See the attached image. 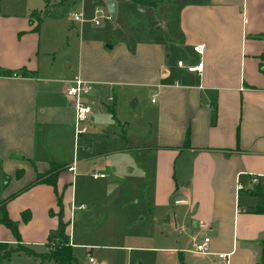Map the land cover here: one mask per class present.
Listing matches in <instances>:
<instances>
[{
  "label": "crops",
  "instance_id": "obj_1",
  "mask_svg": "<svg viewBox=\"0 0 264 264\" xmlns=\"http://www.w3.org/2000/svg\"><path fill=\"white\" fill-rule=\"evenodd\" d=\"M54 1V11L44 13L47 1L42 0L18 13L3 10L0 0V203H6L21 235L16 238L0 222V242L48 250L58 225L61 194L74 250L103 246L100 239L106 231L92 240L88 225L109 221L116 205L122 204L116 199L120 191L131 203L140 202L137 195L143 194L142 203L156 228L153 233L164 242L150 240L143 246L158 250L162 264H261L264 211L256 210L257 196L248 180L250 173L264 174V0H176V7L170 5L172 0H115L114 21L120 19L118 26L125 27L118 34L85 28L96 6L88 17L84 0ZM158 3L161 17L155 25L154 20L145 23L138 30L141 35L133 36L126 28L130 16L146 21L159 14ZM67 4L71 9L60 18V8ZM73 9L81 10L84 19L74 20ZM34 10L42 17L39 24ZM59 23L65 25L67 36L78 23V32L65 47L69 64L59 67L52 61L44 71L42 33L49 34V27ZM199 42L205 43L202 56L193 49ZM200 56V72L177 63H197ZM57 69L64 77H52ZM76 74L94 82L88 96L93 105L88 128L80 135L85 141L80 158L70 160L67 152L54 150L51 127L55 122L77 142L74 104L64 81ZM147 94L152 102L147 112L136 110L131 119L122 116V105H130L132 99L135 104ZM115 122L124 144L102 147L101 139L116 131ZM90 128L101 147L93 154L99 159L91 170L107 175L91 176L103 180L101 185L85 188L78 196L74 174L79 163L94 157L92 138L84 136ZM115 153L139 179L127 192L116 188ZM54 163L65 164L57 186L36 181ZM237 174L245 185L238 191ZM74 204L85 207L73 210ZM204 234L210 236V252H192V238ZM35 253L13 250L0 264H40ZM90 256L88 261L98 264Z\"/></svg>",
  "mask_w": 264,
  "mask_h": 264
},
{
  "label": "rangeland",
  "instance_id": "obj_2",
  "mask_svg": "<svg viewBox=\"0 0 264 264\" xmlns=\"http://www.w3.org/2000/svg\"><path fill=\"white\" fill-rule=\"evenodd\" d=\"M38 1L39 3L42 2V0H2L4 6L3 10L23 13L27 11L28 7L32 3ZM170 5L176 7L178 4L176 3V0H172ZM84 6V10L86 14H88V17L90 16L91 12H93L95 6H100L103 9V14H109L105 0H84ZM55 8V1L50 0L44 13L54 11ZM70 9L71 5H63L59 12L60 18L65 19ZM157 11L159 14L149 15L146 18V21L138 20L136 17L130 16L128 19L129 21L127 20L126 28L131 30L133 36L141 35L143 31L139 32L138 30H143L145 23H150L154 20L153 22L155 25L157 21L155 19L161 17V3H158ZM92 16L93 13L90 16L91 18L87 19L88 21L85 23V28L89 31L96 32L100 30L111 33L113 30L116 34H118L120 30L125 29V27H121L120 25L118 26L120 19L118 21H113L110 16L108 18L103 16L99 18V22L96 24L93 21ZM49 30V34H46L45 31L42 33L41 59L43 61L44 71L46 68H50L52 61L59 67H61L63 64H69V53L65 52V47L67 46L68 41L72 43L73 37L78 32V23H75L73 29L68 33V36L67 29L65 28L64 24H60L59 26L52 25L49 27ZM69 34H71V37H69ZM52 50L55 52H52ZM47 51H49V53ZM50 71L51 70L49 69L48 72ZM50 73H52V71ZM64 75L65 74H63L62 69H57L52 74V77L60 79L61 77H64ZM59 102L62 103V100H59ZM132 102L133 99L130 100V105H122L121 114L123 117L129 116V119H131L134 115L133 113H135L136 110L139 113L147 112L152 105L151 96L149 94L140 96L138 98V102L135 104ZM92 105L93 104H91V106ZM105 119H110L108 114H105ZM115 124H117L116 127H114L116 131L110 133V136L101 139L104 145L102 147H110L114 149L117 147V145L124 144V141L119 135L120 127L118 126L117 122H115ZM51 129L53 135L52 138L55 140V145L57 146L54 148V150H60L64 154L67 152L65 156H67L66 158L70 160L78 157L80 158L81 147L83 142H85L82 140V137H79L77 142H75L73 136H70L68 132L65 134L60 126L55 125V122ZM86 133L84 134L85 138H92V143L90 144V153L94 157L88 159L85 164L79 163L77 168L78 173L74 174V191L77 190L78 196H80L81 190H84L85 188L99 187L101 185V181H103L101 179L95 180L91 177V175L88 174V171L90 172L94 162H98L99 159L97 155L93 154H96L101 147H99L100 142L94 137L96 134L95 131H92L90 128ZM115 154L116 155L112 156V159L117 163V166H119L116 172L119 177L116 179V188L117 190L127 192L130 190V188H134L130 185V183L139 179L134 174L130 175V173L127 171L126 165L124 164L125 162L123 161V158H121V155L119 153ZM137 196L139 197L138 200L140 202L131 203L130 197L127 195H120L119 191L116 199H120L122 204L116 205L115 211L111 212L110 214L109 221L106 219H100L97 220L96 226L91 225L92 223L88 225L87 235L92 240H96L97 238L101 237V233L98 232L106 231V236L103 237L105 239H100V241H102L105 245L93 247L90 251L89 248L86 247H76L75 254L78 258H76V262L74 264H92L88 261V253L91 254L93 258H95V261L98 264H162L160 252L158 250L143 246L146 243H150V240L153 244L164 242L161 238H159L160 235L157 236L156 233H153L155 232L156 228H154L150 223V215L147 213L146 207H144V204L142 203L143 194L140 193V195L138 194ZM140 215L144 216L142 220L138 219ZM107 223L109 226H106ZM77 230V224L73 223V233L77 234ZM145 233H147V235H145ZM151 233H153V235H151L150 238L149 234Z\"/></svg>",
  "mask_w": 264,
  "mask_h": 264
},
{
  "label": "built area",
  "instance_id": "obj_3",
  "mask_svg": "<svg viewBox=\"0 0 264 264\" xmlns=\"http://www.w3.org/2000/svg\"><path fill=\"white\" fill-rule=\"evenodd\" d=\"M94 16L92 17L93 21L97 24L99 22V18L105 16L103 14V9L100 6H96L94 10ZM109 14H106V17H109ZM71 17L76 21H81L84 19L83 12L81 10L73 9L71 10ZM193 49L199 53L201 56L205 51V43L199 42L193 44ZM200 56V60L197 63H189L186 64L182 59H179L177 63L183 67H185L189 71H199L202 68L203 60ZM65 81V92L67 96H69L73 100L74 109H75V120H74V131L76 139L80 137L82 133H84L89 125L90 116L92 114V106L88 100L89 94L93 91L94 82L92 80L86 79L79 74H76L73 78L64 79ZM108 99H113V96H108ZM154 100V98L152 99ZM69 169H74V165L70 166ZM90 175L93 178L97 177H105L107 175L106 172L100 170H91ZM264 180V174L261 173H250L249 174V182L251 186ZM245 185L240 179V174L236 176V190H241ZM184 200H176L175 203H186ZM85 204H79L78 206L73 205V210L76 208H84ZM202 224V222L200 223ZM192 242V248L190 249L192 252L196 253H207L210 252V236L202 235L201 237L194 236ZM218 256L226 258L227 254L225 252H217ZM90 261H93V258L90 256Z\"/></svg>",
  "mask_w": 264,
  "mask_h": 264
},
{
  "label": "trees",
  "instance_id": "obj_4",
  "mask_svg": "<svg viewBox=\"0 0 264 264\" xmlns=\"http://www.w3.org/2000/svg\"><path fill=\"white\" fill-rule=\"evenodd\" d=\"M46 1L47 3L45 7L47 9V4L49 3V0ZM34 12L38 14L37 19L39 20V24L42 17L39 16V12L35 10ZM38 24L36 26H38ZM16 73L27 74V71L25 69H22L21 73ZM64 167L65 164L54 163L48 174L45 177L40 175L36 181L41 179L52 183L54 186H57L59 171ZM250 191L251 193L257 196L258 201L256 210L264 211V180L262 179L260 182L254 184L253 188ZM58 197V202L60 205V210L58 211V225L57 228L51 232V235L49 237V249L42 252H36L31 247L22 244H19L18 247L13 248L8 247L9 244L7 242H0V263L5 257L10 254L11 251L18 249L25 250L29 253L36 252L35 254L41 257L40 264H74L76 262V254L74 246L71 243L69 232L70 220L66 219L65 217V208L63 204L62 195L60 194ZM0 222L10 227L16 238L20 239L21 235L19 231L18 222L10 217L5 202L0 203ZM260 244V263L264 264V238L261 240Z\"/></svg>",
  "mask_w": 264,
  "mask_h": 264
},
{
  "label": "water",
  "instance_id": "obj_5",
  "mask_svg": "<svg viewBox=\"0 0 264 264\" xmlns=\"http://www.w3.org/2000/svg\"><path fill=\"white\" fill-rule=\"evenodd\" d=\"M107 8L111 19L114 21L117 13V4L115 0H106Z\"/></svg>",
  "mask_w": 264,
  "mask_h": 264
}]
</instances>
